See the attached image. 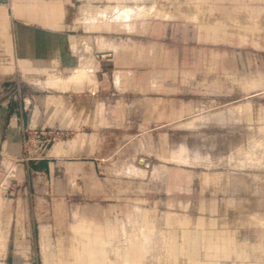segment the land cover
Masks as SVG:
<instances>
[{"label": "crops", "instance_id": "obj_1", "mask_svg": "<svg viewBox=\"0 0 264 264\" xmlns=\"http://www.w3.org/2000/svg\"><path fill=\"white\" fill-rule=\"evenodd\" d=\"M101 1L84 0L82 12L76 11L75 0H0V138L8 154H20L17 132L24 128L77 130L70 140L49 143L41 157L28 158L26 169L52 191L56 188L57 194L66 189L65 193L76 195L79 190L83 199L104 202L114 199L108 198L109 191L122 193L125 184L120 174L113 179L109 172L121 162L118 153L123 144L138 146L140 142L150 154L156 130L175 122L183 127L181 122L188 117L213 120L217 116L204 115L207 110L200 100L185 97L181 88H186L182 85L187 84V72L182 71V81H177L180 65L169 62L170 57L185 54L188 31L194 36V49L201 47L205 40L198 23L150 16L135 20L130 30L123 22L108 23L111 17L101 21L92 15L91 19ZM83 13L88 15L84 19ZM80 74L85 78L79 81L76 75ZM7 127V133L3 132ZM136 212L123 208L25 209L21 214L24 223L18 227L31 240L17 241V247L25 251L17 252L13 264H31L18 253L27 254L32 248L42 251L46 225L48 235L56 224L72 218L73 248L76 228L84 227L90 239L105 228L106 218L131 217ZM43 217L51 219L43 221ZM93 241L103 243L105 239Z\"/></svg>", "mask_w": 264, "mask_h": 264}, {"label": "rangeland", "instance_id": "obj_2", "mask_svg": "<svg viewBox=\"0 0 264 264\" xmlns=\"http://www.w3.org/2000/svg\"><path fill=\"white\" fill-rule=\"evenodd\" d=\"M145 1H142V3H145L144 5L148 4L147 7L150 6V4H152L153 2V0H149V2L147 0ZM157 1L156 0L154 1L152 5L153 6L152 9L156 10L158 7L161 8V10L160 9L158 10L161 12L162 15L166 13V15L169 17L171 14L170 16L171 19H173L174 17L175 19L185 18L183 19L185 20L184 22L187 23H190L189 21L196 22L200 26V31L202 32L203 39L205 40L203 41L201 47L200 48L197 47V49H194V44L191 40V38H194V36H191V32L188 31L186 33L188 42H187V46H186L187 50L185 54L178 57L175 56L170 57L169 62L172 64L177 63V65L178 64L180 65L179 67L181 72L179 79L177 81L179 82L182 81L181 78L182 71L187 72V76H188L187 84L182 85L185 86L186 88L185 89L181 88V92L185 95V97L188 98L193 97L197 100H200L202 102L203 108L207 110V112L206 111L204 112V115L209 113H213V114L215 113L216 114L215 116L217 117L213 119L214 122L212 121V119H207L208 121L204 119L201 122H199L198 125H195L196 126L195 127L193 125L190 126L188 124L194 118L188 117L181 122L184 123L183 126L184 128L179 127L178 126L179 123L178 124L176 122L170 123L165 128V130L155 131V134L157 136H154L150 142V154L145 151V149L141 145L142 143L140 142L138 146L136 145L127 146L123 144L122 147L123 151L118 153V158L120 156L121 162L118 163V166H113V168L110 169L111 171L110 174L113 175L112 177L113 179L116 178L115 177L116 173L120 174L122 176L120 180H122L125 184L123 185L122 193L109 191L108 198H114V199L107 200L104 202L83 199L82 194L79 190L77 191L76 195L74 194V192L65 193L68 192L66 189L63 190V193L62 190H59V192L61 193L57 194L56 188H54V191H52L50 187L48 188L45 182L42 183V181H40L38 175H32L31 173H28L26 169L27 167L26 162L28 158L36 157L35 155H29L27 153V150L29 148H33L32 132H34L35 130L42 132L57 130L62 134L61 137L58 138L57 140L63 141V140L72 139L76 135L77 130L62 128L57 126L47 127L42 129H38L34 127H31L29 129L24 128L19 132H17L21 140L20 154H8L3 146V141H2L3 137H1L0 138V183L1 184L0 185L6 182L5 183L6 185H4L6 187L4 188L5 190L3 192V196L5 197V202H6L3 219H4V223L10 222V227H9L10 235L8 239V246H7L8 248L3 253V256H1L0 261L2 260L7 264H13L17 252L25 251L17 247V241L31 240L26 233L19 231V227H18L19 223H24L25 218L21 216V214L24 212L25 209L29 208L32 210H37V209L50 210V209H74V208H123V209L136 210L137 212L135 213V215L131 217L123 216V217L106 218V222L107 220L112 221L113 225L111 227L115 228L116 230V237H115L116 239L113 241V243L112 244L107 243L106 240L103 243V245L107 243L106 244L108 249L107 255L108 257H111V260L114 262V264H124L121 262L123 259L120 257V254L125 253L127 250H125L124 248L128 246V244H130L128 243V241H125V239H123V234H121L122 233L121 229L128 230V239L137 238L139 236L141 237L139 238L141 239L139 244L131 245L132 249L133 247H136L138 245H144L143 243H148L147 241L150 240V239H148L147 241L142 240L143 235L140 232L141 230L140 231L137 230L138 221H142V220L144 224L148 227L147 229L149 230L150 238H153L149 242L156 241L155 242L156 248L154 246L155 249L151 248L153 247V245H151L152 242L148 243L151 246L150 248L152 250L151 249L147 250V258L145 264H166V261L169 260H171L169 261L171 262V264H175L173 257L171 256L169 250L167 249V244L169 242L168 238L170 235H172V232H175L177 235L182 234L181 232L182 227L177 222L178 218L182 217L180 214L183 215L192 214V215H188L190 216L192 222L186 226L187 228H193V227L198 228V226L194 223V221L196 220L197 216H204L205 219H207L208 221L206 220L207 222L206 224H204L206 227H204L203 225L200 226V228L203 227L205 229L215 228L221 231L226 230L229 231V233H231V235L233 236L232 248L236 252L237 257L233 259L232 258L230 259L223 258L222 260L217 259L218 263L264 264V209H262L260 212H255L254 210H251L250 207L251 202L254 200L253 195H250L253 191L251 177H253L254 175L256 176V174L257 176L260 174L262 177V174H264V167L261 166L264 165L263 163L264 151H262V149L264 150V146H263L264 143L262 144V142L264 141L263 140L264 127L263 129H261V127L264 126V38L262 39L261 43H256L254 39V34L250 31L247 32V30H245L246 28L249 27L248 25H252V24H248L250 23L248 22L250 20L244 18L245 16H248L250 19L252 20L254 19L253 21L255 20L259 21V23L257 22V25L260 24L259 26L264 27L263 25H261L262 23L264 24V19H261V17L264 18V0H226V1L209 0L207 2H204L205 4L198 3L203 9L202 11L204 13L201 12L203 13V16L207 15V17H204L205 20H203L204 18L201 19L202 15L197 19H191L186 17L187 13L192 15L193 13L197 12V7H195V5L197 4L193 3V1L191 2V0H157ZM178 1L180 3H178ZM118 2L121 3L102 0L101 2L97 3L98 5L97 9L102 10V9L110 8V12H111V8H112L113 10L111 13L108 14L109 10L107 12V15L109 17H112L114 15L113 12L117 14L120 11L119 9H121L122 5H126V4L135 5V3L132 0H118ZM131 2L133 4H131ZM84 3H85L84 0H75L76 11L77 10L83 11ZM142 3L141 1L139 2V4ZM155 4L158 5L156 6ZM116 5H118L119 7L118 6L114 7ZM207 8H211V12L206 11ZM151 11L150 13H152ZM221 12H223L222 16H221ZM151 15L152 14L150 15L148 14L149 17L146 16V17H142L141 19L150 18ZM154 15L155 14L153 13V16ZM166 15L164 16L167 17ZM217 15L221 16L223 22V24L221 25L224 28H227V30L223 29L222 32L220 31L217 35H215L214 33L209 32L207 29H208V24L214 25L213 20L216 18ZM239 19L240 22L242 23L239 22ZM235 21H238L239 25L238 22L235 23ZM230 23H233V26ZM241 29L244 35L241 34L242 33L240 31ZM213 66H215V68ZM249 80H251V82H248ZM28 81H30L29 78ZM1 92H2V88H0V93ZM247 102L250 103L251 109L253 108L251 111H249L246 114L240 112V110L238 112L237 111L234 113L232 112L233 107L235 106L239 107ZM225 113L228 114L230 113L232 115V118L227 119L230 122H227V120L225 119L224 120L221 119L220 116L224 115ZM238 114L241 117H238ZM250 114H252V116ZM253 115L254 116L257 115L258 117L257 116L254 117ZM238 118L239 119L241 118L243 122L242 120L241 121L238 120ZM245 118L246 120H244ZM253 118L256 120H254ZM236 119L240 123H237ZM204 122H207V126L206 123ZM185 126H189V127H185ZM1 129H0V133L2 131ZM7 131H8V127L3 130V132L5 133H7ZM160 133H164V136H162L163 134ZM257 136L260 138L259 140H261V142L260 141L257 142L258 141L257 140L255 143V140L258 138ZM251 139L254 140L253 144L255 143V145L252 144L253 140ZM124 141L125 138L123 142ZM258 143L260 145H258ZM174 144H176V146ZM181 145L187 146L185 147L187 149L186 152L187 155H189V157L192 156L191 158H194L195 155L197 154L200 155V160L198 161V159H196L197 162H199L198 163L199 166L196 164L185 165L183 162H182L183 164H181L179 162L178 163L174 162V160L172 161L167 160L168 157H171V154H173V152L175 153L176 150L178 151L179 149L184 148V146L181 147ZM172 146H174L173 149L175 148L178 149L172 151L171 150ZM252 146L253 147L256 146L255 148H253V150H257V146L258 147L260 146L261 151L259 150V148L258 150L259 152H261V155L263 156L258 154L257 151H254L260 157H263V159L261 158L260 160L262 161L260 163L263 164L260 165L259 163V167L256 166L254 168V165L256 164L254 165L247 164L248 167L243 166L242 169L240 170H238V168L236 167L237 168L236 170L234 166H230L229 164H226V162H224L229 155H230L229 157L232 156L238 157L241 156V152L242 155L243 154L245 155L246 150L247 152H249L252 149ZM233 148L235 152H232ZM243 150L245 152H243ZM207 154L210 157L207 156ZM234 154L237 156H235ZM160 156L164 159V161L163 159L160 158ZM3 157L5 158L8 157L10 159L12 157L13 159L12 161L14 164L16 163L17 168H15V170L13 169L12 171L11 169H8L6 165L4 167L5 159H3ZM220 159L221 161H219ZM215 162L217 165L215 164ZM166 163L168 166L166 165ZM213 163L216 167L212 165ZM203 165L205 167L211 165L210 166L211 170L209 169L210 167H208L209 169L208 170L207 167L205 168ZM134 166L137 169L138 168L140 169L144 168L145 170L147 169L146 170L147 173L145 177L143 175L141 177V174H138L140 176L137 177L138 175L136 176L135 174L132 173L133 178H131L130 176L131 174L129 170H131V168H134ZM212 166L214 169H212ZM160 167L162 170L160 169ZM250 168H252L251 171L253 172L249 171ZM10 170L13 173L15 171V174L13 175ZM232 170H234V172L237 171L238 172L234 174L233 172H231ZM150 171L153 172L154 175H152ZM149 172L151 174H149ZM241 172L243 173L240 174ZM8 173L10 174L8 175ZM206 173L213 176L212 179H214V176H216L217 177L216 183L209 184V182L206 181L205 178L207 175ZM161 174L162 176H160ZM260 175L258 177H260ZM261 177L259 179L262 181V186L264 187V183H263L264 175L262 178ZM220 178H222L223 180L222 179L220 180ZM234 178H236V180H234ZM217 180L220 181L218 182ZM225 180H227L229 183ZM237 189H240V191ZM204 206L206 209L205 208L202 209ZM251 212L252 214L249 215V213ZM174 215L177 216L174 217ZM208 215L211 217H209ZM212 215L215 217H213ZM247 215L250 217V219H248ZM259 215H263V216H259ZM223 217L224 219L221 220V218ZM50 219H51L50 217L42 218L43 221H47ZM65 219L67 220V221L65 220L66 223L60 222L58 225L56 224V226L51 230V232H49L50 234L48 233L47 236L48 238L51 236L50 237L51 240L49 238L48 243H50V241L51 243H53L52 244L53 246L51 244L50 245L48 244L49 250L52 251L51 253L54 256L55 255L60 256L61 259L64 258L63 260H68L73 257L71 253L73 252V249L70 248V245L72 243H70V241L72 242L73 240L72 236H74V234L72 231V227H69L70 226L69 222L70 219L72 218H65ZM229 219L231 220L233 219L232 221L230 220L231 223L234 221L233 223L234 225L230 224L232 225V227L229 225L230 223ZM237 219L239 221H237ZM120 220H124L122 222V226H120L119 224ZM210 222L215 223V225L214 226L211 225ZM178 239H180L181 241L182 235L181 238L179 237ZM32 241H35L34 238L32 239ZM142 241L144 242L142 243ZM95 243L98 242L92 241L87 245V250L89 251L90 255L92 254L91 251L94 250ZM41 253H42L41 249L32 248V249H28L27 254L25 252L18 253V257L27 256L25 257V259L31 264H43L44 257H41L43 256V254ZM245 253L248 254L249 257L243 258ZM56 256L54 257V259L52 257L51 259L52 264H57L58 259H56ZM182 259L183 258L181 257V259L179 260L181 261ZM184 261L185 258L184 260H182L181 263L178 264H182V263L185 264L186 262L184 263ZM15 264H22V263L20 261H16Z\"/></svg>", "mask_w": 264, "mask_h": 264}, {"label": "bare ground", "instance_id": "obj_3", "mask_svg": "<svg viewBox=\"0 0 264 264\" xmlns=\"http://www.w3.org/2000/svg\"><path fill=\"white\" fill-rule=\"evenodd\" d=\"M134 3H135V5H122L121 6V9H119L120 11L117 13V14H115L114 12H113V14H110V15H113L112 17H111V19H108L109 21H108V23L110 22V21H112V20H114L115 22H123L122 24H124V26L126 25V27H127V29H128V27L130 28V30H131V28H134V25H135V20H141V18L142 17H146V16H148V14L150 15V14H152L151 16H153V13L155 14L154 15V18H155V16H164V15H166V13H164V15H162L161 14V12L158 10V9H160L161 10V8H157L156 10L155 9H152L153 8V3H154V1L155 0H153V2H152V4H150V6H148V7H151V8H148L147 7V5H144L145 3H142V1H145V0H132ZM141 1V3L143 4H139V2ZM148 2H149V0H147ZM157 1V0H156ZM193 1V3H196L197 5H195V7H197V12H195V13H193L192 15L191 14H186V17H188V18H191V19H197L198 17H200L201 15H202V18L201 19H203L204 17H207V15L205 16H203V9H202V7L199 5V4H202V3H204V2H207V1H209V0H191V2ZM226 1V0H225ZM146 2V1H145ZM158 2V1H157ZM157 2H155V3H157ZM184 2V1H183ZM151 3V2H150ZM166 3V2H165ZM175 3V2H174ZM178 3H180L179 1H178ZM199 3V4H198ZM209 3V2H208ZM188 4V3H187ZM205 4V3H204ZM156 6L158 5V4H155ZM154 5V6H155ZM182 5V4H181ZM108 6V5H107ZM155 6V7H156ZM211 6V5H210ZM215 6V5H214ZM111 7V6H110ZM113 7V6H112ZM115 7V6H114ZM113 7V8H114ZM175 7V6H174ZM173 7V8H174ZM190 7V6H189ZM218 7V6H217ZM241 7V6H240ZM167 8H169V7H167ZM194 8V7H193ZM192 8V9H193ZM238 8V7H237ZM152 11H151V10ZM166 9V8H165ZM177 9V8H176ZM185 9V8H184ZM191 9V10H192ZM99 10V9H98ZM108 10H109V12H108ZM112 8H111V12H112ZM116 10V9H115ZM153 10H154V12H153ZM174 10V9H173ZM195 10V9H194ZM193 10V11H194ZM217 10V9H216ZM242 10V9H241ZM245 10H246V8H245ZM84 11V10H83ZM82 11V12H83ZM87 11V10H86ZM94 10H90V12H93ZM150 11L152 12V13H150ZM181 11V10H180ZM206 11H210L211 12V8H207L206 9ZM228 11V10H227ZM226 11V12H227ZM248 11V10H247ZM85 12V11H84ZM97 13V11H94V13ZM107 12H108V14L109 13H111L110 12V8H106V9H102V10H99L98 11V13L96 14L95 13V16H94V14H92L91 13V17H92V15H93V17H95V18H98L99 20H101L102 18H104V17H107V18H110L108 15H107ZM189 12V11H188ZM192 12V11H191ZM201 12H203V13H201ZM245 12V11H244ZM249 12V11H248ZM255 12V11H254ZM88 15H89V11H87L86 12ZM86 13H83L82 14V16L84 15V14H86ZM171 13V12H170ZM243 13V12H242ZM241 13V14H242ZM246 13V12H245ZM86 14V15H87ZM184 14V15H185ZM248 14V13H247ZM85 15V16H86ZM87 15V16H88ZM180 15V14H179ZM208 15H209V13H208ZM223 15V12H221V16ZM238 15V14H237ZM167 16V15H166ZM170 16H171V14H170ZM169 16V17H170ZM183 16V15H182ZM221 16H216V18L213 20L212 18V20L214 21V25H209L208 23V31L209 32H211V33H214L215 35H217L220 31L222 32V30L223 29H226L227 30V28H224L221 24H223V22H222V19H221ZM240 16V15H239ZM243 16H244V14H243ZM242 16V17H243ZM250 16V15H249ZM93 17L91 18V19H93ZM149 17V16H148ZM168 16H167V18H169ZM174 17V16H173ZM185 17V16H184ZM85 17L83 16V19H84ZM88 18H90V16L88 17ZM158 18V17H157ZM166 18V19H167ZM171 18V17H170ZM226 18V17H225ZM234 18H237V17H234ZM244 18H246L247 20L249 19L250 21H248V22H250V23H248V24H252V25H248L249 27L248 28H243V29H245V30H247V32L248 31H250V32H252L253 34H254V39H255V42L256 43H261L262 42V39L264 38V27H261V26H259V25H257V22L259 23V21H253L252 19H250L248 16H245ZM87 19V18H86ZM86 19H85V21H83V24H84V22H85V24H86ZM148 19V18H147ZM185 19V18H184ZM261 19H264V18H262L261 17ZM88 20V19H87ZM99 20H97L98 22H99ZM133 20V21H132ZM173 20H177V19H175V17L173 18ZM203 20H205V18L203 19ZM237 20V19H236ZM91 21V20H90ZM95 21V19L93 20V21H91V22H94ZM101 21H103V20H101ZM100 21V22H101ZM104 21H105V19H104ZM177 21H179V20H177ZM182 21V20H181ZM212 21V22H213ZM224 21V20H223ZM88 22V21H87ZM96 22V21H95ZM106 22V21H105ZM189 22H191V21H189ZM200 22V21H199ZM205 22V21H204ZM236 22H238V21H235V23ZM239 22H240V19H239ZM239 22H238V25H239ZM261 22V21H260ZM201 23V22H200ZM211 23V22H210ZM226 23H229V22H226ZM240 23H242V22H240ZM246 23V22H245ZM262 23V22H261ZM88 24V23H87ZM93 24V23H92ZM95 24V23H94ZM105 24V23H104ZM103 24V25H104ZM205 24V23H204ZM203 24V25H204ZM232 26H233V23H230ZM227 25V24H226ZM245 25V24H244ZM243 25V26H244ZM261 25H263L264 26V24L262 23ZM88 26V25H87ZM90 26V25H89ZM106 26V24L104 25V27ZM242 26V27H243ZM78 27V26H77ZM100 27V26H99ZM98 27V28H99ZM119 27H120V25H119ZM122 28H123V26H121ZM203 27V26H202ZM228 27V26H227ZM231 27V26H230ZM237 27H239V26H237ZM236 27V28H237ZM240 27H241V24H240ZM89 28V27H88ZM91 29H92V27H90ZM200 28V27H199ZM90 29V30H91ZM97 29V28H96ZM233 29V28H232ZM239 29V28H238ZM87 30V29H86ZM129 30V31H130ZM134 30V29H133ZM206 30V31H207ZM225 30V31H226ZM237 30V29H236ZM224 31V32H225ZM241 32H242V29L240 30ZM239 31V32H240ZM244 31V30H243ZM234 32V31H233ZM237 32V31H236ZM235 32V33H236ZM251 33V34H252ZM227 34V33H226ZM229 34V33H228ZM241 34H243V32L241 33ZM202 35V34H201ZM244 35V34H243ZM208 36H209V34H208ZM223 36H225V35H223ZM203 37V36H202ZM218 37V36H217ZM252 37V36H251ZM221 38V37H220ZM226 38V37H225ZM229 40V39H228ZM253 42V41H252ZM213 65H215V64H213ZM214 68H215V66H213ZM205 68H207V67H205ZM206 72V71H205ZM210 72H212V71H210ZM238 72V71H237ZM228 73V72H227ZM84 75V74H83ZM82 74H80V75H76V78L80 81V80H82L83 78H85L84 76H83ZM88 76V75H87ZM238 76V75H237ZM28 79V78H27ZM31 79H32V77L30 78V81H31ZM34 79V78H33ZM50 80V79H49ZM33 82H34V80H33ZM248 82H251V80H249ZM236 86H237V84H236ZM236 89V88H235ZM240 91V90H239ZM238 91V92H239ZM242 103V102H241ZM253 109V108H252ZM251 109V105H250V103L249 102H247V103H245V104H242L241 106H239V107H233V110H232V112L234 113V112H238L239 110H240V112H242V113H244V114H246V113H248L249 111H251L252 110ZM226 112V111H225ZM229 112H230V110H229ZM258 112V111H257ZM251 113V112H250ZM253 114V113H252ZM252 114H250L251 116H252ZM256 114V113H255ZM249 115V114H248ZM207 116V115H206ZM254 116V115H253ZM255 116H257V115H255ZM254 116V117H255ZM221 117V119L222 120H227L228 118H232V115L229 113H225L224 115H222V116H220ZM238 117H241L239 114H238ZM258 117V116H257ZM209 118V117H208ZM204 119H206V117H199V118H194V119H192L188 124L191 126V125H193V126H195V125H198V123L199 122H201V120H204ZM254 119V118H253ZM207 120V119H206ZM238 120H242L241 118L239 119L238 118ZM244 120H246V118L244 119ZM254 120H256V119H254ZM208 121V120H207ZM213 121V120H212ZM236 121H237V119H236ZM214 122V121H213ZM218 122V121H217ZM227 122H230V121H228L227 120ZM242 122H243V120H242ZM204 123H206V126H207V122H204ZM203 123V124H204ZM211 123V122H210ZM236 123V122H235ZM237 123H240V122H238L237 121ZM236 123V124H237ZM187 124V123H186ZM202 124V123H201ZM200 124V125H201ZM258 124V123H257ZM183 126H184V124H182ZM210 125V124H209ZM222 125V124H221ZM230 125H232V124H230ZM225 126H227V125H225ZM229 126V125H228ZM262 126V125H261ZM260 126V127H261ZM185 127H189V126H185ZM196 127V126H195ZM201 127V126H200ZM203 127H204V125H203ZM216 127V126H215ZM222 127H224V126H222ZM258 127V126H257ZM263 127L264 126H262L261 127V129H263ZM184 128V127H183ZM202 128V127H201ZM188 129V128H187ZM191 129V128H190ZM194 129H196V128H194ZM257 129V128H256ZM259 129V128H258ZM260 129V130H261ZM256 133H257V131H256ZM255 135H257V134H255ZM260 136H261V134H260ZM258 137V136H257ZM262 137H263V135H262ZM255 138V137H254ZM264 138V137H263ZM263 138H261V139H263ZM260 138L258 137L256 140H255V143H256V141L257 142H261V140H259ZM251 140H253V139H251ZM264 140V139H263ZM262 140V141H263ZM253 142H254V140L252 141V144H253ZM255 143L253 144V145H255ZM264 143V141L262 142V144ZM181 144V143H180ZM182 144H183V142H182ZM261 144V145H262ZM175 146H176V144H174ZM258 145H260L259 143H258ZM178 146V145H177ZM184 145H181V147H183ZM186 146V145H185ZM184 146V148H181V149H179L177 152L175 151V153L173 152V154H171V153H169V154H171V157H168L167 158V160H170V161H172V160H174V162H179V163H181V164H196V165H198V163L199 162H197V160L196 159H198V161L200 160V155L199 154H197V155H195L194 156V158H191V157H189V155H187V152H186V147ZM264 146V145H263ZM262 146V147H263ZM173 147L174 146H172V151L173 150H175V149H178V148H175V149H173ZM233 147V146H232ZM256 147V146H255ZM255 147H253L252 146V149L249 151V152H247V150H246V154L244 155H242V152H241V156H238V157H234V156H232V157H229L228 156V158L224 161V162H226V164H229L230 166H234L235 167V169L237 170V168H238V170H240V169H242V167L243 166H247L248 167V165L247 164H249V165H251V164H256V165H254V168L257 166V167H259V163L260 162H262V161H260L261 160V158L263 159V155H261V152H259V150L261 151V149H260V146L258 147L257 146V150H253V148H255ZM261 147V148H262ZM179 148H180V145H179ZM238 148V147H237ZM258 148H259V150H258ZM189 149V148H188ZM249 149V148H248ZM191 150V149H190ZM245 150V149H244ZM243 150V152H245ZM170 151V150H169ZM189 151V150H188ZM192 151V150H191ZM195 151V150H194ZM198 151V150H197ZM231 151V150H230ZM242 151V150H241ZM254 151H257L258 152V154H260L261 156H263V157H260L258 154H256ZM262 151H264L263 149H262ZM232 152H235L234 151V148H233V151ZM254 152V153H253ZM253 153V154H252ZM237 154V153H236ZM239 154H240V152H239ZM264 154V153H263ZM235 155V154H234ZM207 156H209L208 154H207ZM206 156V157H207ZM235 156H237V155H235ZM210 157V156H209ZM160 158L161 159H163L161 156H160ZM165 158V157H164ZM202 158H204V157H202ZM201 158V159H202ZM208 158V157H207ZM3 159H5V164H4V167H5V165H6V167L8 168V169H11L12 171H13V169L15 170V168H17V166H16V163L14 164L13 163V159H12V157H11V159L10 158H5V157H3ZM204 159H206V158H204ZM203 159V160H204ZM202 160V161H203ZM224 160V159H223ZM4 161V160H3ZM163 161H164V159H163ZM209 161H210V159H209ZM219 161H221V159L219 160ZM264 161V160H263ZM169 162V161H168ZM183 162V163H182ZM212 162V161H211ZM217 162V161H216ZM216 162H215V164H216ZM255 162V163H254ZM4 163V162H3ZM171 163H173V162H171ZM218 163H220V162H218ZM264 163V162H263ZM263 163H260V165L261 164H263ZM163 164H164V162H163ZM180 164V165H181ZM204 164V163H203ZM162 165V164H161ZM166 165H167V163H166ZM201 165V164H200ZM207 165V164H206ZM213 166H215L214 165V163L212 164ZM217 165V164H216ZM222 165V164H221ZM163 166V165H162ZM165 166V165H164ZM168 166V165H167ZM192 166V165H191ZM199 166V165H198ZM204 166V165H203ZM211 166V165H210ZM210 166H208V167H210ZM213 166H212V169H214L213 168ZM261 166H263L264 167V165H261ZM166 167V166H165ZM183 167V166H182ZM205 167V166H204ZM203 167V168H204ZM207 167V166H206ZM205 167V168H206ZM208 167H207V169H208ZM216 167V166H215ZM218 167H220V166H218ZM217 167V168H218ZM222 167V166H221ZM237 167V168H236ZM251 167H253V166H251ZM167 168V167H166ZM165 168V169H166ZM224 168V167H223ZM230 168V167H229ZM228 168V169H229ZM253 168V169H254ZM6 169V168H5ZM112 169V168H111ZM160 169H161V167H160ZM210 170H211V167L209 168ZM208 169V170H209ZM216 169V168H215ZM232 169V168H231ZM244 169V168H243ZM251 169L252 168H250L249 169V171H251ZM10 170V171H11ZM147 170V169H146ZM144 168L142 169H140V168H135V166H134V168H131V170H129L130 171V176H132L133 174H135L136 176L138 175V174H141V177H142V175L145 177V175H146V173H147V171H146ZM162 170V169H161ZM167 170V169H166ZM245 170H247V169H245ZM244 170V171H245ZM256 170H259V169H256ZM255 170V171H256ZM9 171V172H10ZM11 171V173L14 175L15 174V171H14V173ZM113 171V170H112ZM226 171V170H225ZM228 171V170H227ZM6 172H8V171H6ZM109 172H111L110 171V169H109ZM114 172H115V170H114ZM151 172V171H150ZM149 172V174H151L152 173V175H154L153 174V172H151L150 173ZM159 172H160V170H159ZM158 172V173H159ZM162 172V171H161ZM166 172V171H165ZM214 172V171H213ZM230 172V171H229ZM231 172H233L234 174L235 173H237V172H234V170H232ZM251 172H253V171H251ZM258 172V171H257ZM128 173V172H127ZM133 173V174H132ZM209 173V172H208ZM220 173V172H219ZM228 173V172H227ZM243 172H241L240 174H242ZM248 173V172H247ZM256 173V172H255ZM10 173H8V175H9ZM117 174V173H116ZM163 174V173H162ZM162 174L160 175V176H162ZM207 174V173H206ZM244 174H246V173H244ZM262 174V173H261ZM7 175V176H8ZM148 175V174H147ZM152 175H150V176H152ZM249 175V174H248ZM260 175V174H259ZM258 175V176H259ZM263 175L264 174H262V177H263ZM7 176H5V177H7ZM12 176V175H11ZM135 176V177H136ZM140 175H138L137 177H139ZM149 176V175H148ZM157 176H159V175H157ZM199 176V175H198ZM198 176H197V178H198ZM221 176V175H220ZM231 176V175H230ZM257 176V174H256V176L254 175L253 177H251V182H252V187H253V191H252V193L250 194V195H253V197H254V200L251 202V204H250V207H251V210H254L255 212H260L262 209H264V187L262 186V181L259 179L260 177H261V175H260V177H258ZM212 177L213 176H211V175H209V174H207L206 175V181H208L209 182V184H213V183H216V179H217V177L216 176H214V179H212ZM218 177H219V175H218ZM261 177V178H262ZM196 178V177H195ZM225 178V177H224ZM8 179V178H7ZM143 179V178H142ZM204 179V178H203ZM222 178H220V180H221ZM231 179V178H230ZM5 180V179H4ZM3 180V181H4ZM194 180H196V179H194ZM200 180V179H199ZM214 180H215V182H214ZM219 180V181H220ZM223 180V179H222ZM234 180H236V178H234ZM6 181H8V180H6ZM218 181V180H217ZM218 181V182H219ZM225 181H227V180H225ZM230 181V180H229ZM245 181V180H244ZM228 182V181H227ZM234 182V181H233ZM241 182V181H240ZM6 182H4L2 185H0V258H1V256H3V253L7 250V246H8V239H9V235H10V231H9V227H10V222H7V223H4V219H3V216H4V211H5V207H6V202H5V197L3 196V192H4V188L6 187V186H4V185H6L5 184ZM198 183V182H197ZM229 183V182H228ZM236 183V182H235ZM242 183V182H241ZM263 183H264V181H263ZM1 184V183H0ZM208 184V183H207ZM207 184H206V186H207ZM238 184H240V183H238ZM243 184V183H242ZM219 185V184H218ZM233 185V184H232ZM237 185V184H236ZM246 185V184H245ZM241 186V185H240ZM215 187V186H214ZM249 187V186H248ZM218 188V187H217ZM211 190V189H210ZM237 190H239L240 191V189H237ZM242 191V190H241ZM207 192V191H206ZM249 195V194H248ZM249 197V196H248ZM248 201V200H247ZM136 204V203H135ZM245 204V203H244ZM137 207V206H136ZM243 207H244V205H243ZM205 208V206L202 208V209H204ZM206 209V208H205ZM238 209V208H237ZM239 210V209H238ZM243 210V209H242ZM248 210V209H247ZM244 212V211H243ZM246 212V211H245ZM173 213H176V212H173ZM172 213V214H173ZM184 213V212H183ZM241 213V212H240ZM247 213H248V211H247ZM204 214V213H203ZM243 214V213H242ZM250 214H252V212L251 213H249V215ZM258 214V213H257ZM261 214H263V213H261ZM181 216V218H178V220H177V222H178V224L182 227V239H181V241H180V239H178L179 237L181 238V235H177L175 232H172V235H170L169 236V238H168V240H169V242H168V244H167V249L169 250V252H170V254H171V256L173 257V260H174V263L175 264H178V263H181L182 262V260H184V258H185V261H184V263L185 264H221V263H218V261H217V259H220V260H222L223 258H227V259H230V258H236L237 257V254H236V252L234 251V249L232 248V239H233V236L231 235V233H229V231H226V230H224V231H221V230H218V229H215V228H211V229H205L204 227H206L204 224H206V222L208 221L207 219H205V217L204 216H197L196 217V220L194 221V223L198 226V228H194L193 226L195 225H193L192 227L193 228H187L186 226L188 225V224H190L191 222H192V220L190 219V216H188V215H192V214H188V215H183V214H180ZM201 215V214H200ZM214 215V214H213ZM212 215V216H213ZM244 215V214H243ZM177 216V215H176ZM175 215H174V217H176ZM209 216V215H208ZM248 216V215H247ZM253 216V215H252ZM251 216V217H252ZM258 216V215H257ZM259 216H263V215H259ZM11 217V216H10ZM209 217H211V216H209ZM213 217H215V216H213ZM240 217V216H239ZM238 217V218H239ZM246 217V216H245ZM192 218V217H191ZM261 218V217H260ZM12 219V218H11ZM110 219V218H109ZM222 219H224V217L223 218H221V220ZM242 219V218H241ZM240 219V220H241ZM247 219V218H246ZM248 219H250V217L248 216ZM257 219V218H256ZM259 219V218H258ZM9 220H10V218H9ZM207 220V221H206ZM231 219H229V225L230 224H232V225H234L233 223H234V221L231 223V221L233 220H231ZM244 220V219H243ZM260 220V219H259ZM258 220V221H259ZM226 221H228V220H226ZM237 221H239L238 219H237ZM245 221V220H244ZM243 221V222H244ZM254 221H255V219H254ZM263 221V220H262ZM214 222V221H213ZM213 222H210V224L211 225H215V223H213ZM222 222V221H221ZM248 222V221H247ZM251 222V221H250ZM218 223H219V221H218ZM240 223H242V222H240ZM256 223V222H255ZM225 224H226V222H225ZM238 224V223H237ZM236 224V225H237ZM246 224V223H245ZM249 224V223H248ZM262 224V223H261ZM46 225V224H45ZM104 225V224H103ZM108 225V226H107ZM113 224H112V221H108L107 220V222H106V229L104 228V229H102L100 232L99 231H97L93 236H92V238H90L89 239V237H88V235L86 234V230H85V228L84 227H78V228H76V232H77V238H76V242H77V244H76V246L75 247H73L72 249H73V252H71L72 253V255H73V260H70V259H68V260H63L64 258H62L61 259V257L60 256H56V259H58V261H57V264H114V262L111 260V257H108V255H107V253H108V249H107V243H113V241L116 239L115 237H116V230H115V228H112L111 226H112ZM192 225V224H191ZM204 225V227L203 228H200V226H203ZM232 225H230L231 227H232ZM49 226V225H48ZM225 226H228V225H225ZM240 226V225H239ZM243 226V225H242ZM252 226V225H251ZM40 227H42V226H40ZM244 227V226H243ZM246 227H247V225H246ZM263 227V226H262ZM45 228V227H44ZM49 228V227H48ZM148 227L144 224V222H143V220L142 221H138V231H140L141 233H142V235H143V237H142V240H148V239H153V238H150V233H149V230L147 229ZM40 229H42V228H40ZM46 229H47V225H46ZM46 229H43L42 230V247H43V249H42V253L41 254H43V256H41V257H44V263L43 264H52V261H51V259H52V257H53V259H54V255L51 253L52 251L51 250H49V245L51 244H53V243H51V241H50V243H48L49 241V239H48V237L46 236L47 235V233H46ZM51 229V228H50ZM156 229V228H155ZM11 230V229H10ZM46 230V231H45ZM136 230V231H137ZM137 231V232H138ZM180 231V230H179ZM48 232H51V230L50 231H48ZM75 232V233H76ZM121 234H123V239H125V241H128V243H130V244H128V246H126L124 249L125 250H127L125 253H121L120 254V257L123 259L121 262L122 263H124V264H145L146 263V258H147V250L148 249H153L154 248V246H155V242L156 241H151V242H149V241H147L148 243H151V245H153V247H151L148 243H143L144 241H142V243L144 244V245H138V246H136V247H133V249L131 248V245L133 244H139L140 243V240L141 239H139V238H141L140 236L139 237H137V238H133V239H128V230H126V229H121ZM41 233V232H40ZM180 233V232H179ZM46 234V235H45ZM50 234V233H49ZM40 235V234H39ZM138 236V235H137ZM164 236V235H163ZM179 236V237H178ZM47 237V238H46ZM51 237V236H50ZM49 237V238H50ZM154 237V236H153ZM91 240V241H93V240H99V239H105L106 240V244H104L103 245V243H95V245H94V250H92L91 252H92V254L90 255L89 254V251L87 250V245L90 243V241L88 242V241H85V240ZM41 239V238H40ZM48 239V240H47ZM48 242H47V241ZM50 240H51V238H50ZM41 241V240H40ZM60 242V241H59ZM94 242V241H93ZM171 242V243H170ZM49 244V245H48ZM73 244H75V243H73ZM53 246V245H52ZM41 247V248H42ZM151 247V248H150ZM166 247V246H165ZM52 248V247H51ZM155 248H156V246H155ZM154 248V249H155ZM151 249V250H152ZM55 250V249H54ZM60 250V249H59ZM150 250V251H151ZM58 251V250H57ZM156 251V250H155ZM70 253V254H71ZM56 254V253H55ZM154 255H156V254H154ZM167 255H168V252H167ZM166 255V256H167ZM170 256V257H171ZM181 257L183 258L181 261L179 260V259H181ZM246 257H249L248 256V254H246L245 253V255L243 256V258H246ZM261 257V256H260ZM68 258V257H67ZM3 259H5V258H3ZM66 259V258H65ZM168 259H169V257H168ZM226 260V259H225ZM56 261V260H55ZM169 261H171V260H169ZM169 261H166V264H171V262H169ZM180 261V262H179ZM43 262V261H42ZM62 262V263H61ZM168 262V263H167ZM229 263H231V262H229ZM0 264H6V262H4V261H0ZM183 264V263H182ZM228 264V263H227Z\"/></svg>", "mask_w": 264, "mask_h": 264}, {"label": "built area", "instance_id": "obj_4", "mask_svg": "<svg viewBox=\"0 0 264 264\" xmlns=\"http://www.w3.org/2000/svg\"><path fill=\"white\" fill-rule=\"evenodd\" d=\"M61 135V132L57 130L47 132L35 130L32 132V147L34 150L33 148H29L27 153L29 155H35V158L41 157L47 149V145L56 141Z\"/></svg>", "mask_w": 264, "mask_h": 264}]
</instances>
